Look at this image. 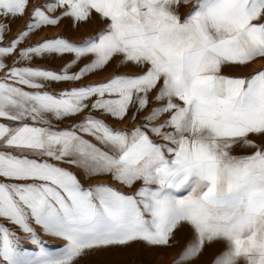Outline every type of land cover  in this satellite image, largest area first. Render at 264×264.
<instances>
[{"label":"snow or ice","instance_id":"1","mask_svg":"<svg viewBox=\"0 0 264 264\" xmlns=\"http://www.w3.org/2000/svg\"><path fill=\"white\" fill-rule=\"evenodd\" d=\"M132 244L264 264V0H0V264Z\"/></svg>","mask_w":264,"mask_h":264},{"label":"rangeland","instance_id":"2","mask_svg":"<svg viewBox=\"0 0 264 264\" xmlns=\"http://www.w3.org/2000/svg\"><path fill=\"white\" fill-rule=\"evenodd\" d=\"M182 12L187 11V8L181 10ZM17 19L16 22L12 21V30L8 33V38H11L17 31H19L23 26L25 19ZM20 25H19V24ZM102 24H98L95 20L88 26H81L79 30H73L71 28L70 21H63L58 28H47L43 29L42 36H39L37 39L40 40L42 38H46L49 36L48 31L57 30V33L65 35L67 38L77 41V37L82 40L84 37L94 34L102 28ZM53 35V34H52ZM35 42V41H34ZM70 59V57L68 58ZM115 63V62H113ZM64 64V63H63ZM107 70H112V66H109ZM109 72V71H106ZM109 73L108 75H110ZM106 75L105 77H107ZM104 77V78H105ZM92 78V77H91ZM90 78V79H91ZM91 81H99L97 79H93ZM89 82V81H85ZM69 85L61 84L56 85V89L66 88ZM116 127H123V124H116ZM87 186V185H85ZM125 190V189H122ZM186 237L185 232L177 233V239L183 243L184 238ZM45 239H48L45 237ZM50 246H55L60 244V241L48 240ZM217 249H210L205 253L203 257L204 264H208L211 261L214 252ZM180 251V247L176 246L173 248H156V249H146L142 244H132L128 247H111L107 250L101 251L97 254L91 255L86 258V264H168L169 261L173 259L177 252Z\"/></svg>","mask_w":264,"mask_h":264},{"label":"bare ground","instance_id":"3","mask_svg":"<svg viewBox=\"0 0 264 264\" xmlns=\"http://www.w3.org/2000/svg\"><path fill=\"white\" fill-rule=\"evenodd\" d=\"M17 21L18 20H14L13 22H16V25H17ZM19 24V23H18ZM20 25V24H19ZM55 29V28H54ZM13 31V30H12ZM42 31H39L37 32L33 37H32V42L34 41H37V39L39 38V36H42ZM57 32V30H49L48 33H49V36L48 37H52V36H55V35H58L59 33L55 34ZM10 34V33H9ZM53 34V35H52ZM77 41H80V38L77 37ZM69 57H64L62 59L60 58H54L50 61H37L33 66H40V67H49V68H53L55 70H59V68L63 65V63H65L67 60H68ZM106 71H109V72H106ZM102 73H98L97 75L93 76L90 80H93V79H97V80H102L104 79V77L106 75H108L109 73L112 72V70H106ZM50 91L52 90H57L56 89V85L52 88V89H49ZM95 181H89V183H94Z\"/></svg>","mask_w":264,"mask_h":264},{"label":"crops","instance_id":"4","mask_svg":"<svg viewBox=\"0 0 264 264\" xmlns=\"http://www.w3.org/2000/svg\"><path fill=\"white\" fill-rule=\"evenodd\" d=\"M259 66H260V64H259V62H257L256 64L250 65L248 69H244V70H234L233 69V70H226V71H229V72H236V71H244V72H247V71H251L252 69L257 68Z\"/></svg>","mask_w":264,"mask_h":264}]
</instances>
